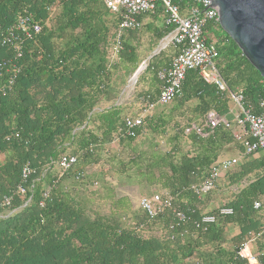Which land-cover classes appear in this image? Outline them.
Segmentation results:
<instances>
[{
  "label": "trees",
  "instance_id": "1",
  "mask_svg": "<svg viewBox=\"0 0 264 264\" xmlns=\"http://www.w3.org/2000/svg\"><path fill=\"white\" fill-rule=\"evenodd\" d=\"M173 2L184 11L191 0ZM57 8L61 9L58 17ZM24 12L34 15L43 24V31L25 46L19 62L22 71L11 92L7 97L0 96V155L5 156L0 161V264H247L238 257L240 246L250 235L264 230L263 154L240 165L226 179L234 186L249 183L233 202L222 206L232 208L233 216L219 219L207 231L193 224L203 215L217 211L203 214V209L196 206L200 201L192 187L201 183L218 162V151L235 144L237 154H244L243 142L235 140L233 128L213 127L206 140L193 135L191 140L200 143L201 152L185 157L178 165H169L166 181L171 193L161 195L172 197L175 205L176 199H188L186 205L177 206L189 213L188 223L176 225L169 213L154 220L143 213L136 230L126 229L113 218L90 216L71 192L61 190L66 179L83 180L81 162L89 164L97 147L113 141L126 118L120 107L94 112L99 101L106 98L111 69L118 65L110 61L113 42L108 39L106 19L114 17L117 28L119 16L111 13L102 0H0V66L13 58L12 52L2 46V40ZM145 16L165 20L161 8L139 20ZM47 21L55 22L56 27H47ZM142 28L126 35L133 36ZM172 30L164 26L154 31L158 44ZM125 36L119 59L137 67V49L125 43ZM58 39L64 42L58 45ZM210 41L218 49V71L230 91L241 92L247 103L257 109L264 96L259 72L222 29ZM161 55L153 57L144 72L157 80V59ZM7 78L3 71L0 87ZM149 95L155 100L159 94L145 96ZM193 100L200 101L197 112L202 116L211 110L227 116L231 108L229 96L219 95L214 86L200 79L198 72L187 74L183 96L176 100L177 109ZM162 120L161 125L166 126ZM91 126L95 131L89 130ZM144 131L145 124L135 138L120 143L132 142ZM72 146L75 150L67 153ZM63 156L77 158L76 165L65 174L57 167ZM26 165L34 174L23 185L26 194L20 195L17 190ZM45 193L47 199L43 198ZM6 199H11L9 205H5ZM256 202L261 203L258 211L254 209ZM156 223L163 225V238H144L139 234ZM229 226L238 227L239 234L229 238ZM260 246L259 260L264 264L261 241Z\"/></svg>",
  "mask_w": 264,
  "mask_h": 264
},
{
  "label": "built area",
  "instance_id": "2",
  "mask_svg": "<svg viewBox=\"0 0 264 264\" xmlns=\"http://www.w3.org/2000/svg\"><path fill=\"white\" fill-rule=\"evenodd\" d=\"M111 13L119 16L113 47L110 51L111 64H118L123 50L124 36L131 31L142 28L139 18L143 15L153 14L159 8L165 15V26L173 28L172 32L164 38L162 48H172L173 57L167 68L157 72L159 80V95L157 99L145 96L142 113L136 117H126L114 134L113 143L120 144L122 140L135 138L144 125L146 117L150 116L158 107L168 106L183 96L184 83L189 72H198L200 79L209 86H214L218 94L230 99V111L227 116L221 117L215 111L209 116L213 127L224 126L233 128V137L243 142V158L264 155V96L259 100L257 109L250 106L241 92L232 93L220 75L217 67L219 52L215 43L210 39L219 33L221 26L219 17L208 0H191L190 5L182 11L173 0H102ZM52 12V9H48ZM52 15V13H51ZM48 23V21H47ZM43 24L37 21L32 14H20L16 23L8 29L2 40V46L8 48L13 58L0 66V76L3 71L8 75L5 84L0 87V96L7 97L11 92L17 77L21 73L20 60L23 59L25 46L34 41L43 31ZM162 50V49H161ZM241 158L218 160L207 177L199 184L192 187L195 195L202 199L205 195L215 191L223 174L236 168ZM77 163L75 156H63L57 163L62 174L73 169ZM34 174L33 169L26 165L22 169L21 182L17 194L25 195L23 187ZM48 198V193L43 195ZM11 199L5 200V205ZM44 206V202L40 203ZM261 203L256 202L254 209L258 211ZM139 209L150 220L157 219L169 213L176 225L191 221L188 212L183 211L174 203L170 196L154 195L143 197L139 201ZM192 213V212H191ZM234 211L229 207H220L213 215H203L200 219L192 221L199 228L207 231L209 226L217 223L219 219L233 216ZM173 229V227H171ZM260 235H250L238 251V257L247 264H260Z\"/></svg>",
  "mask_w": 264,
  "mask_h": 264
},
{
  "label": "rangeland",
  "instance_id": "3",
  "mask_svg": "<svg viewBox=\"0 0 264 264\" xmlns=\"http://www.w3.org/2000/svg\"><path fill=\"white\" fill-rule=\"evenodd\" d=\"M56 10L55 15L58 17L61 9ZM114 20L112 16L106 19L110 28L108 35L110 43L115 37ZM47 27L55 28V22ZM158 30H162V27ZM57 42L61 45L64 40L58 39ZM163 42L164 39L158 44L154 34L144 29L133 36L130 34L125 36V43H130L137 49L139 65L133 67L120 60L118 65L111 69L105 89L109 106L113 107L117 102L121 104L117 107L122 109L124 117H136L142 113L140 104L144 92L142 80L148 74L144 73V70L134 80L135 70L144 61H147V66L149 64L147 58L159 48L162 49L161 53L173 54L172 48H162ZM155 44L158 45L153 49ZM177 102L166 108L159 107L146 117L144 133L132 142L114 144L113 141H108L97 147L95 156L89 164L81 162L80 167L85 171L83 180L66 179L61 185V190L71 192L90 216L113 218L123 228L136 230L143 217V212L139 209L140 199L154 194H170L171 186L166 181L169 176V165L171 163L178 165L185 157H194L201 152L200 143L191 140L193 135L206 140L212 134L213 124L210 123L209 116L215 110L202 116L197 112L199 100H193L180 109H177ZM161 119L166 121V126L161 125ZM89 130L95 131V127L91 126ZM74 150L75 147L72 146L67 153L72 154ZM235 155H237L235 144L218 151L219 160L230 159ZM4 159L5 156L0 155V161ZM248 184L243 182L235 186L220 185L215 191L205 195L204 201L203 198L199 199L200 203L196 206L202 208L203 212L214 213L223 205L233 202ZM187 201V198L176 199V206L186 205ZM262 214L261 217L264 219V213ZM229 229H234L233 232H228L229 238L239 234L238 227L229 226ZM139 234L144 238H163L166 232L162 223H156Z\"/></svg>",
  "mask_w": 264,
  "mask_h": 264
},
{
  "label": "water",
  "instance_id": "4",
  "mask_svg": "<svg viewBox=\"0 0 264 264\" xmlns=\"http://www.w3.org/2000/svg\"><path fill=\"white\" fill-rule=\"evenodd\" d=\"M208 1L219 17L223 32L238 46L264 82V0ZM146 67L143 63L137 69L134 80Z\"/></svg>",
  "mask_w": 264,
  "mask_h": 264
},
{
  "label": "crops",
  "instance_id": "5",
  "mask_svg": "<svg viewBox=\"0 0 264 264\" xmlns=\"http://www.w3.org/2000/svg\"><path fill=\"white\" fill-rule=\"evenodd\" d=\"M140 22L142 23V27H143L142 29H144L148 33H154V31H156L160 27H162V29H164V26H165L164 18L155 19L154 17H151V16H145V17H143L141 19ZM161 52H162V50L161 51L156 50L154 53H152L147 58L148 62L150 63L151 59L153 57L158 56ZM172 57H173V54L172 55H167L166 53H162L161 57H159V59H157V65H158L159 70H161L163 68H167L169 66V64L171 63ZM146 62L144 61L143 63H146ZM142 82H143V91L144 92H143V94L141 96V99H140V104L142 106L141 110L143 108V100L142 99L145 97L146 94H148V93H151V94H154V95H158L159 94V81L157 79H155L153 77V75L148 74V76L144 77ZM119 105H121V104H118V102H117V103H115L113 105V107H117ZM111 107H112V105L109 106V100L107 98H103V100L101 99L99 101V104L96 106L94 112L95 113H102L103 111L109 110ZM239 155L240 154H237V155H235V156H233L231 158L240 157L241 158L240 164L236 168L232 169L230 172L222 175V178L218 182L217 188L220 185H224V186L229 185L230 182L228 180H226V179L228 178V176H230L232 174V172H234L236 169H238V167H240V165H243L245 162L251 161V160L256 159L258 157L257 155H255V156H251V157H248V158H243V157H241ZM205 198H206V196L203 197L202 201H204ZM203 214H206V212H203ZM261 215H263V214H261ZM263 223H264V219H262V224ZM233 230L234 229H232V230L229 229V232H231V231L233 232ZM257 235H260L261 245L264 246V230L261 231Z\"/></svg>",
  "mask_w": 264,
  "mask_h": 264
}]
</instances>
